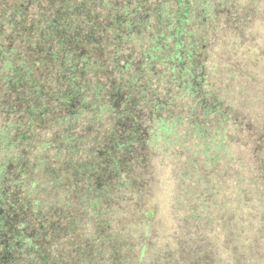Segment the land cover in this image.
<instances>
[{
	"label": "trees",
	"instance_id": "trees-1",
	"mask_svg": "<svg viewBox=\"0 0 264 264\" xmlns=\"http://www.w3.org/2000/svg\"><path fill=\"white\" fill-rule=\"evenodd\" d=\"M0 264H264V0H0Z\"/></svg>",
	"mask_w": 264,
	"mask_h": 264
}]
</instances>
